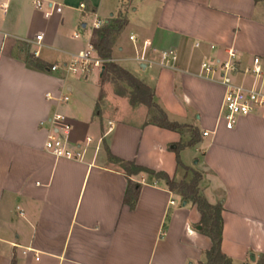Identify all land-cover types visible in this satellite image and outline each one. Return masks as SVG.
I'll use <instances>...</instances> for the list:
<instances>
[{"label": "crops", "instance_id": "1", "mask_svg": "<svg viewBox=\"0 0 264 264\" xmlns=\"http://www.w3.org/2000/svg\"><path fill=\"white\" fill-rule=\"evenodd\" d=\"M32 1L0 0V264L204 262L211 242L197 230L196 207L162 181L138 174L130 178L141 188L129 210L123 205L126 179L107 162L104 146L175 182L199 172L200 194L222 204L224 254L232 264L264 254V108L227 129L220 118L224 88L200 77L202 62L222 61L232 49L240 69L233 81L253 85L242 72L256 57L264 65L263 1L42 0V10ZM47 3L61 12L46 16ZM81 3L85 12L78 10ZM118 15L126 24L110 61L150 87L169 120L198 130L197 143L180 151V165L169 147L187 144L191 131L147 124V109L134 122L119 119L108 94L95 111L100 92L110 88L101 81L102 69L86 78L48 71L90 44L95 21L106 24ZM143 41L150 43L145 54L151 64L145 66L135 61ZM37 48L34 60L42 70L24 61ZM169 49L176 53L174 66H159L160 53ZM46 94L69 101L47 100ZM54 113L70 121L69 140L84 149L82 160L45 151L46 122Z\"/></svg>", "mask_w": 264, "mask_h": 264}, {"label": "trees", "instance_id": "2", "mask_svg": "<svg viewBox=\"0 0 264 264\" xmlns=\"http://www.w3.org/2000/svg\"><path fill=\"white\" fill-rule=\"evenodd\" d=\"M126 24L125 19L118 15L116 18L109 20L106 24L98 29H93L90 44L96 51L97 55L104 60L101 81H105L110 77H114L118 82L124 83L125 87L130 89L127 94L129 104L131 106L144 105L148 108L150 120L147 124L156 127L181 133L184 130L191 131V138L187 144L176 143L169 147L174 153L177 165H180V151L187 146H193L198 141V130L185 124H179L168 119L165 111L157 104L153 90L145 85L142 81L133 76L129 71L123 69L119 65L111 62L112 47L116 36L122 31ZM24 61L29 68L42 70L44 69L39 62L34 60L31 55H26ZM121 96V95H120ZM102 97L100 92L99 99ZM98 110L96 105L95 111ZM107 162L116 166L126 179V188L123 196V205L129 210H133L136 206L141 185L132 181L130 178L138 174H146L154 178L156 181H162L166 188L179 194L183 201L191 202L200 215L197 227L201 235L206 236L211 247L204 253V262L201 264H232V260L222 251V204H210L200 194L199 182L202 175L199 172H193L190 181L175 182L164 172H154L148 168L139 166L133 161H124L111 154L108 147L104 146ZM11 264H16L12 260ZM246 264H264V254L259 255L255 261Z\"/></svg>", "mask_w": 264, "mask_h": 264}, {"label": "built area", "instance_id": "3", "mask_svg": "<svg viewBox=\"0 0 264 264\" xmlns=\"http://www.w3.org/2000/svg\"><path fill=\"white\" fill-rule=\"evenodd\" d=\"M32 5L37 10H42L44 2L42 0H33ZM45 15L49 16L53 12L60 13V6H53L51 3L46 4ZM85 5L79 4L78 10L85 12ZM104 25L101 21L93 23V29H98ZM73 38H79V33H74ZM42 35H39L33 41L37 47L40 46ZM129 40L136 45L137 40L130 36ZM142 51L136 53L135 61L140 65L151 64L147 60L145 51L150 47V43L143 41L141 44ZM33 59L38 57V48L31 54ZM159 66L173 67L176 61V53L169 49L160 53ZM102 60L94 50L91 44L86 48L71 56L69 62L64 64H53L49 67V72L63 71L65 74L86 78L92 71L100 70L103 67ZM200 77L215 80L224 88V96L220 108V118L224 121L227 129H232L239 118L249 116L259 108H264V91L262 89L264 83V65L259 58H254L250 68L243 70V74L253 78L254 83L251 86L236 84L233 81V75L240 72L239 61L234 50L229 49L226 52V58L220 60H205L200 67ZM256 82L260 83L256 85ZM47 100L55 99L59 103H67L69 97L60 95L53 98L50 94H46ZM49 131L44 144L45 151L54 158H65L68 160L80 161L84 156V149L81 145L74 144L69 140V134L72 129L68 118L61 113H54L47 122ZM207 135L206 132L203 133ZM90 138H86V143H90ZM173 205V202H170Z\"/></svg>", "mask_w": 264, "mask_h": 264}, {"label": "rangeland", "instance_id": "4", "mask_svg": "<svg viewBox=\"0 0 264 264\" xmlns=\"http://www.w3.org/2000/svg\"><path fill=\"white\" fill-rule=\"evenodd\" d=\"M260 1H263L264 4V0ZM116 64L119 65L118 63ZM102 83L104 86L109 85L110 88H108L107 92H102V97L98 105V110H100V106L103 103L104 97L108 94V104L110 107H116L115 109H117V113L115 115L117 118L127 122H134L136 121V119L144 117L147 109L148 116L146 121L148 122L150 120V111L144 105H137L136 108L133 107L134 109H132L127 97L129 89L125 87L124 83L118 82L114 77H110Z\"/></svg>", "mask_w": 264, "mask_h": 264}, {"label": "water", "instance_id": "5", "mask_svg": "<svg viewBox=\"0 0 264 264\" xmlns=\"http://www.w3.org/2000/svg\"><path fill=\"white\" fill-rule=\"evenodd\" d=\"M142 67H144V66H142ZM102 70H103V68H102ZM199 229H200V227L197 228V230H199ZM250 260L253 261V260H254V257L251 256V257H250Z\"/></svg>", "mask_w": 264, "mask_h": 264}]
</instances>
